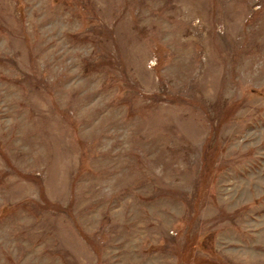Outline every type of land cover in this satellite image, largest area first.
Wrapping results in <instances>:
<instances>
[{
	"label": "rangeland",
	"instance_id": "rangeland-1",
	"mask_svg": "<svg viewBox=\"0 0 264 264\" xmlns=\"http://www.w3.org/2000/svg\"><path fill=\"white\" fill-rule=\"evenodd\" d=\"M0 264H264V0H0Z\"/></svg>",
	"mask_w": 264,
	"mask_h": 264
}]
</instances>
